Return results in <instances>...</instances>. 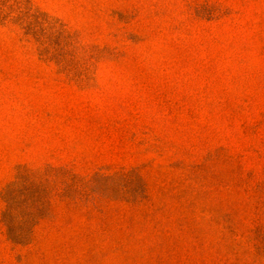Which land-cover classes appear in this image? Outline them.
<instances>
[{"label": "rangeland", "instance_id": "1", "mask_svg": "<svg viewBox=\"0 0 264 264\" xmlns=\"http://www.w3.org/2000/svg\"><path fill=\"white\" fill-rule=\"evenodd\" d=\"M0 264H264V0H0Z\"/></svg>", "mask_w": 264, "mask_h": 264}]
</instances>
